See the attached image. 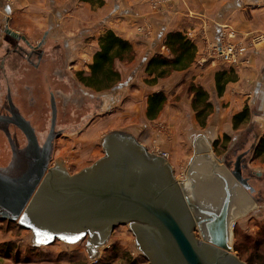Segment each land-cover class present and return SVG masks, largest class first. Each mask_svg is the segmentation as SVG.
I'll return each mask as SVG.
<instances>
[{"label": "water", "instance_id": "water-1", "mask_svg": "<svg viewBox=\"0 0 264 264\" xmlns=\"http://www.w3.org/2000/svg\"><path fill=\"white\" fill-rule=\"evenodd\" d=\"M6 33L24 38L8 25ZM19 120L29 143L13 149L11 162L0 166V220L31 229L32 245L88 234L93 259L97 244L105 245L116 226L129 224L137 251L151 264H246L233 253L234 224L255 198L241 172L213 154L205 134L193 133L191 143L197 144L185 164V181H177L166 159L130 129L101 137L104 156L69 175L59 162L50 167L53 137L40 146L28 122Z\"/></svg>", "mask_w": 264, "mask_h": 264}, {"label": "rangeland", "instance_id": "rangeland-1", "mask_svg": "<svg viewBox=\"0 0 264 264\" xmlns=\"http://www.w3.org/2000/svg\"><path fill=\"white\" fill-rule=\"evenodd\" d=\"M0 1L3 4L1 9L7 7L8 10H18L15 15L21 22L34 23L33 18H35L41 20L44 26L46 24V27L48 25L46 14L55 13V11H51L52 9L61 7L63 10L74 12L81 20L78 21L73 32L79 34L83 43L87 45V51H83V57L78 52L81 57L77 58H83V60L78 65L80 69H76L75 72L77 74L85 72L86 66L89 69L87 61L95 51L94 45L90 44L89 35L92 34V38H96L91 27L97 23H100L97 26L100 27L103 22L98 19L92 20L93 16L89 19L88 13L82 8L83 5H79L78 0ZM157 1L150 0L152 8L160 6L161 3L158 6L157 4L154 5ZM3 14L10 16L11 12L3 11ZM86 16L88 21L85 19ZM88 22L89 24H87ZM144 28L139 27L138 31L141 33H144L145 30L150 31L149 28ZM90 30L92 33H89ZM149 31H146L145 35L151 36V40L145 43L144 50H139L136 53L133 61L116 62L115 68L121 76L118 84L121 87L105 89L101 92L88 88L85 92L84 88L79 90L78 87H76L77 91L75 92H54L58 105L57 126L63 127L65 131L55 141L50 167L57 169V162H59L66 169L65 173L69 175L90 168L104 156V145L101 143V137H105L117 129H130L131 134L138 141L144 143L151 153L166 152L168 158L165 159L172 167L176 180L185 181V164H191L197 144L191 143L193 133L204 134L206 127L209 128L208 119L210 115L214 117L216 112L220 111L219 95L216 92L214 94L216 96L210 98L211 94L208 92L213 109L206 119V126L202 127L192 109V94L187 91L186 85L188 81L194 78H188L182 71H175L173 72L175 74L172 73L173 75L160 79L155 85L146 84L145 77L147 75L144 73V65L152 55L160 51L151 47V44L157 39V35H151ZM204 61L206 62L207 59ZM242 66L244 64H240L239 68ZM51 81L54 90L60 86L68 88V85L60 82V80L57 81L55 77ZM159 90H162L166 95V102L158 116L155 119H149L146 114L148 97L153 91ZM17 94L19 96L17 98L18 104L24 108L30 117L40 120L44 126L50 118L47 100L49 92H17ZM252 94L255 95V104L246 101L244 105H248L250 108V120L260 105L258 92ZM224 112V122L227 123L232 119V115L228 109ZM250 120L241 124L238 129H234L235 133H231L227 139L224 138L222 144L206 137L207 144H212L211 150L222 164L226 163L224 159L227 156L235 157L233 151L241 146V140H247L249 146L256 137L264 136V134L260 136L262 132L259 131L260 129H251ZM255 135L257 136L255 137ZM8 150L7 141L0 133V159L8 158L6 153ZM253 156L246 162L247 169L264 178V156L258 158ZM251 195L255 198L252 200L254 204L247 213L236 219L232 239L233 253L246 264V259L251 257L250 254L254 251L255 240L259 237L260 231L264 229V185L260 188V193L252 192ZM194 234L197 239L202 240L198 228L195 229ZM247 238L251 240V244L247 246L249 248L245 249V239ZM32 241L33 231L31 229L18 221L0 220V264H133L134 262V264H151L150 259L143 251H137L136 235L132 225L129 224L116 226L105 245L97 244V254L93 259L87 254L88 234L76 241H68L66 238L59 237H54L52 243L32 245ZM236 245L241 247L239 251L235 250ZM96 259L97 262H94ZM252 261L255 264H264V257L262 259L252 257Z\"/></svg>", "mask_w": 264, "mask_h": 264}, {"label": "crops", "instance_id": "crops-1", "mask_svg": "<svg viewBox=\"0 0 264 264\" xmlns=\"http://www.w3.org/2000/svg\"><path fill=\"white\" fill-rule=\"evenodd\" d=\"M78 3L80 6L83 5L82 8L88 13L89 19L93 16L92 20L98 19L103 22L100 27H97L100 23L91 27L96 38L93 39L92 34L89 35L90 44L94 45L95 51L90 55L88 64L92 62L93 54L99 49V36L107 29L127 39L136 53L144 50L145 43L151 40V36L145 35L149 30L141 33L138 31L139 27L149 28L151 35H157L151 47L157 48L158 51H161L163 39L168 33L174 31H181L186 35L192 33V40L197 46L196 58L192 65L182 72L201 84L211 94L210 98H214L217 92L216 72L231 68L229 63L211 57L209 54L211 43L227 40L244 46L246 63L241 68L235 69L237 79L228 82L224 93L218 97L220 111L216 112L214 117L210 115L209 128L206 127L204 134L211 141H219V144H222L225 134H234L232 119L227 123L224 122V110L228 109L233 116L242 109L246 101L255 104V95L252 94L254 92H258L260 105L257 111H254V117L249 125L250 127L252 125L251 129H260L259 131H262L260 136L264 134V0H167L158 8H152L150 0H104V5L101 7L80 0ZM2 5L0 1V58L5 55L6 25L33 44L49 31L50 37L61 42L57 56L63 59L61 65L64 71L66 65L74 61L73 68L70 65L67 68L70 75L74 76L73 71L80 69L78 65L83 60L77 57H83V51H87V45L83 43L82 37L73 32L81 18L61 7L52 9L51 11L55 13L46 14L48 24L46 27V24L44 26L41 20L35 18H33L34 23H23L15 15L18 10H8L7 7L1 9ZM2 10L11 12V15H4ZM85 19L89 20L87 16ZM19 60L18 65L22 61ZM87 71L89 69L86 66L85 72Z\"/></svg>", "mask_w": 264, "mask_h": 264}, {"label": "flooded vegetation", "instance_id": "flooded-vegetation-1", "mask_svg": "<svg viewBox=\"0 0 264 264\" xmlns=\"http://www.w3.org/2000/svg\"><path fill=\"white\" fill-rule=\"evenodd\" d=\"M5 36L7 42L5 43V55L0 58V133L7 141L9 150L6 152L8 158L0 159V166H6L11 162L13 149L25 148L29 143L28 136L21 127L23 123L19 120L22 117L28 122L40 146H43L50 136L53 137L51 140L53 156L55 141L65 131L63 127L57 126L58 105L54 92H75L77 91L76 87L79 90L84 88L85 92L87 88L101 92L87 86L82 81L79 73L73 71L74 76L70 75L67 68L69 65L73 68L74 61L66 65L64 71L61 65L63 59L57 56L61 48V42L50 37L49 31H46L35 44L31 43L26 37L16 38L6 32ZM20 36L23 35L20 34ZM19 59L22 60L20 65L17 64L20 62ZM53 77L57 81L60 80V82L68 85V88L60 86L54 90L51 81ZM17 92H49L47 100L50 108V118L44 126L40 120L30 117L24 108L18 104L17 98L19 96ZM257 140L256 137L249 146L247 140H241V146L233 151L235 157L232 158V155H230L224 160L232 169L241 172L252 192L260 193V188L264 185V178H261L258 173H251L246 165V162L253 155Z\"/></svg>", "mask_w": 264, "mask_h": 264}, {"label": "trees", "instance_id": "trees-1", "mask_svg": "<svg viewBox=\"0 0 264 264\" xmlns=\"http://www.w3.org/2000/svg\"><path fill=\"white\" fill-rule=\"evenodd\" d=\"M90 3L92 6L101 7L104 5V0H80ZM169 50L168 55L161 51L152 55L144 65L145 83L155 85L160 79L170 76L175 71L188 69L196 58L197 46L194 41L181 31L168 33L162 42ZM136 57V51L133 45L111 30L107 29L99 36V49L93 54L92 62L89 64L90 71L79 72L82 81L89 87L102 91L110 88H119L121 79L120 72L116 70L115 64L119 62H131ZM237 75L231 67L228 70L217 71L215 74L216 90L221 96L230 81H235ZM117 85V86H116ZM187 91L192 94L191 106L196 113V118L200 121L202 127L206 126V119L213 109L212 102L209 100V93L204 87L195 82L194 79L187 82ZM166 95L162 90L153 91L148 97L147 117L155 119L163 109L166 102ZM250 108L248 105L233 115V128L238 129L241 124L250 120ZM225 135L224 138H228ZM253 157L264 156V136L257 138ZM9 221V220H8ZM254 251L250 254L251 257L246 259L247 264H255L252 257L262 259L264 257V229L260 231L259 237L255 240ZM251 244L249 238L245 239V249ZM241 249L239 245L235 246V250ZM254 253V254H253ZM241 256V254H240ZM135 263V262H134ZM133 263V264H134Z\"/></svg>", "mask_w": 264, "mask_h": 264}, {"label": "built area", "instance_id": "built-area-1", "mask_svg": "<svg viewBox=\"0 0 264 264\" xmlns=\"http://www.w3.org/2000/svg\"><path fill=\"white\" fill-rule=\"evenodd\" d=\"M164 0H158L154 3L157 6L162 3ZM188 37L192 38V33L188 34ZM161 52L168 55L169 50L165 45H161ZM209 54L212 58H217L224 63H229L232 68H239L240 64L246 63V48L242 45L235 44L231 41H220V42H212L209 47ZM155 155L161 156L163 158H168V154L163 151H159L158 153H154ZM97 262V259L94 260Z\"/></svg>", "mask_w": 264, "mask_h": 264}]
</instances>
